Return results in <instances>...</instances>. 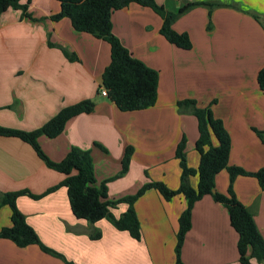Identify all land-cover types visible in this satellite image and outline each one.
<instances>
[{"label": "crops", "instance_id": "obj_1", "mask_svg": "<svg viewBox=\"0 0 264 264\" xmlns=\"http://www.w3.org/2000/svg\"><path fill=\"white\" fill-rule=\"evenodd\" d=\"M154 2L169 13L190 3L219 2L223 6L211 10L194 6L173 22L175 32L189 36L190 50L169 44L159 34L161 18L147 7L132 3L112 13L114 36L134 58L158 73L155 104L131 112L119 111L97 94L101 74L110 62L109 45L76 32L66 18L51 21L49 17L59 11L57 1L20 0L28 3L30 19L19 10L0 14V126L32 131L61 108L93 99L91 113L68 120L59 136H41L37 142L55 163L70 147L89 150L96 185L105 182L109 200L133 195L147 182L177 189L180 168L174 153L182 137L186 164L197 167L196 119L189 113L179 114L176 108L184 99L196 101L200 108L209 106L222 122L230 138L229 166L251 173L264 168V145L253 132L264 128V94L256 81L264 67V0ZM48 41L74 52L78 61H67L60 50L47 45ZM128 146L133 149L128 170L114 178ZM63 178L28 144L0 136V195L22 190L40 195ZM196 182V177L189 179L191 186ZM227 187L228 174L222 170L215 176L214 191L225 194ZM233 193L252 211L264 240V191L255 178L237 176ZM16 206L40 242L73 264H174L177 221L185 200L177 195L165 201L157 191L147 190L134 204L139 241L104 219L93 225L76 219L64 187L39 199L19 196ZM2 207L0 229L10 226V211ZM126 207L120 204L111 212L118 217ZM190 222L181 247L182 264H240L237 233L230 226L225 207L205 195L194 203ZM93 229L101 233L98 240L88 237ZM252 263L264 264V260ZM0 264L64 262L36 245L18 248L0 239Z\"/></svg>", "mask_w": 264, "mask_h": 264}, {"label": "trees", "instance_id": "obj_2", "mask_svg": "<svg viewBox=\"0 0 264 264\" xmlns=\"http://www.w3.org/2000/svg\"><path fill=\"white\" fill-rule=\"evenodd\" d=\"M55 1L59 3V11L49 17L51 21L66 18L76 32L89 34L109 45L110 62L101 74L97 94L100 95L101 88L105 89L106 98L121 112L144 110L155 104L158 73L142 61L134 58L114 36L111 23L112 13L132 3L147 7L161 18L159 34L169 44L183 50H190L191 41L189 36L186 33L175 32L172 29L173 22L194 6H206L209 10L223 6L219 2L190 3L181 7L176 13H169L161 5L155 3L154 0ZM27 5L28 3L21 4L20 0H0V14L8 9H13L19 10L23 17L30 19L27 13ZM252 17L258 21L256 15H252ZM47 45L60 50L67 61H78L77 55L67 48L49 41ZM256 81L259 89L264 94V67L258 71ZM94 107L95 101L93 99L79 101L61 108L43 125L32 131L14 130L0 126V136L17 138L28 144L49 169L64 176L59 184L47 189L40 195H33L26 190L1 194L0 207H8L10 226L0 229V239L8 240L18 248L36 245L43 253L62 259L64 264H73L40 242L36 233L26 223L24 216L16 206V199L19 196L26 195L32 199H39L60 187H64L67 191L71 213L76 219L84 220L90 225L104 219L116 230L125 231L132 239L139 241L141 238L140 225L134 204L147 190L153 189L165 201H169L177 195H181L185 200V209L181 212L177 221L174 264H182L181 247L191 226V210L194 203L205 195L211 196L214 202L221 204L227 210L230 226L237 233L236 248L239 263L253 264L252 260L256 263L264 260V240L255 225L253 213L241 205L233 193V182L237 176L255 178L259 188L264 191V168L251 173L240 167L228 165L230 138L222 122L213 116L209 106L200 108L197 106L196 101L191 99H184L176 103L179 114L189 113L195 117L198 133L194 144V149L198 154L196 168H189L186 164L185 138L182 137L176 145L174 156L178 160L180 168L177 189L171 190L162 182H147L133 195L117 200L107 198L105 182L96 185L97 181L89 150L70 147L64 158L55 163L46 157L37 142V139L41 136L48 139L59 136L68 120L80 114L91 113ZM253 132L264 145V128L262 130L253 129ZM95 146L105 151L100 145L95 144ZM132 153V147L125 148L120 163V171L114 178L121 177L127 172ZM222 170H225L228 174V187L225 194L214 191L215 176ZM191 177L197 178L195 186H191L189 183ZM120 204H125L127 206L126 210L115 217L111 210ZM88 237L91 240H98L101 233L99 230L93 229Z\"/></svg>", "mask_w": 264, "mask_h": 264}, {"label": "built area", "instance_id": "obj_3", "mask_svg": "<svg viewBox=\"0 0 264 264\" xmlns=\"http://www.w3.org/2000/svg\"><path fill=\"white\" fill-rule=\"evenodd\" d=\"M100 96L106 98L107 93H106L105 89H103V88L100 89Z\"/></svg>", "mask_w": 264, "mask_h": 264}, {"label": "rangeland", "instance_id": "obj_4", "mask_svg": "<svg viewBox=\"0 0 264 264\" xmlns=\"http://www.w3.org/2000/svg\"><path fill=\"white\" fill-rule=\"evenodd\" d=\"M2 208H3V207H0V213H1V209H2ZM5 209H8V208L5 207Z\"/></svg>", "mask_w": 264, "mask_h": 264}]
</instances>
